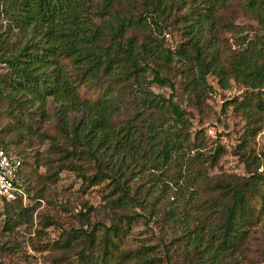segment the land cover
<instances>
[{
    "label": "trees",
    "instance_id": "16d2710c",
    "mask_svg": "<svg viewBox=\"0 0 264 264\" xmlns=\"http://www.w3.org/2000/svg\"><path fill=\"white\" fill-rule=\"evenodd\" d=\"M231 2L254 17L264 32V0H0V19L7 22L0 34V63L8 69L0 74V106L6 101L9 114L17 108L19 113L47 116L48 121L49 104H59L55 114L59 135L47 137L74 148L68 152L54 145L64 160L84 154L109 172L121 171L127 159L141 160L142 166L154 169L170 164L174 154L189 145L181 130L186 124L185 113L173 96L154 94L150 86L174 88L169 78L161 76L172 57H178L187 91L194 94L196 104L208 88V74L217 78L222 89L228 88L230 79L252 90L264 88V39L248 44L227 62L220 61L214 40L220 30L234 27L220 16ZM172 18L175 24L190 21L181 29L186 48L175 55L165 51L159 41L163 24ZM148 73L153 76L151 81L146 79ZM99 85L103 90L96 99L81 95L82 87ZM116 85L119 88L114 90ZM127 93L136 102V110L129 116L125 114ZM233 105L247 118L240 158L248 175L223 174L213 186L207 183L218 198L200 201L194 188L204 177L201 167L206 159L196 152L184 163L199 169L185 177L180 198L165 207L163 215L164 221L188 237L194 252L208 257L211 264L239 251L249 229L264 219V168L259 171L264 167V154L257 156L249 145L259 129L264 104L257 99ZM31 129L33 126L28 127L29 133ZM77 146L84 149L77 150ZM0 148L21 159L6 147ZM217 155L209 157L211 165ZM103 175L101 172L100 177ZM190 188L193 193L186 196ZM116 192L118 197L109 200L112 206L144 202L130 196L118 181L111 195ZM10 204L19 206L21 201L0 207ZM126 219L130 223L133 218ZM123 234L117 225L106 229L99 242L101 264H110ZM93 235H86L87 242ZM128 255L121 253L120 259Z\"/></svg>",
    "mask_w": 264,
    "mask_h": 264
},
{
    "label": "rangeland",
    "instance_id": "374dc122",
    "mask_svg": "<svg viewBox=\"0 0 264 264\" xmlns=\"http://www.w3.org/2000/svg\"><path fill=\"white\" fill-rule=\"evenodd\" d=\"M220 16L225 23L234 26L220 30L215 37L221 62H227L248 44L264 39L257 20L245 15L235 3H228ZM174 20L166 21L159 35L163 49L173 55L186 48V37L181 29L190 22L180 20L175 24ZM6 23L0 19V34L5 31ZM177 58L172 57V63L161 72V76L171 80L174 88L151 84L150 90L164 98L173 96V102L185 113L186 124L181 130L189 145L174 154V162L158 169L142 166L141 160L127 159L121 171L109 172L84 154L64 160L63 153L54 145L68 152L74 148L60 140L54 143L47 137L59 135L55 115L59 104H49L48 121L47 116L19 113L17 108L9 114L6 101L0 106V145L24 162L22 184L25 193L19 206L0 207V264H101L103 249L99 242L112 225H117L124 234L110 264H141L144 260L147 264H211L208 257L194 252L182 230L164 221L165 207L180 198V186L185 177L199 169L188 168L184 163L196 152L206 159L201 167L204 177L194 188L200 201L218 198V193L207 183L213 186L223 174L248 175L240 158L244 152L242 142L247 118L233 104L253 103L257 99L264 104V88L252 90L230 79L228 88L222 89L217 78L208 74L205 79L208 88L196 104L194 94L187 91ZM7 71V66L0 63V74ZM152 78L151 73L146 75L147 81ZM117 88L118 85L113 86L114 90ZM102 90L99 85L82 87L80 92L84 98L94 100ZM125 97V114L129 116L136 110V102L128 93ZM260 120L259 129L249 144L259 157L264 154V113ZM29 126H33L30 133ZM142 132L146 133L145 127ZM75 148L84 149L82 146ZM216 152L218 155L211 165L209 157ZM261 163L264 164V158ZM101 172L104 175L100 177ZM115 181L138 202L144 200L142 205L130 201L125 207L112 206L109 200L119 195L117 192L111 195ZM192 190L185 191L186 196L193 193ZM151 213L154 216H150ZM126 217L133 219L128 223ZM263 221L249 229L239 251L216 264H264ZM92 233L89 243L86 235ZM66 241L69 244H65ZM121 253L129 255L122 260Z\"/></svg>",
    "mask_w": 264,
    "mask_h": 264
},
{
    "label": "built area",
    "instance_id": "2783aa9c",
    "mask_svg": "<svg viewBox=\"0 0 264 264\" xmlns=\"http://www.w3.org/2000/svg\"><path fill=\"white\" fill-rule=\"evenodd\" d=\"M22 161L0 148V206L3 203L22 201L25 197L20 179Z\"/></svg>",
    "mask_w": 264,
    "mask_h": 264
}]
</instances>
